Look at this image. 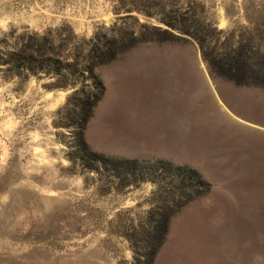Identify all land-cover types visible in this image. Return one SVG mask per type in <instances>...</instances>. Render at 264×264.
Masks as SVG:
<instances>
[{
	"label": "rangeland",
	"instance_id": "obj_1",
	"mask_svg": "<svg viewBox=\"0 0 264 264\" xmlns=\"http://www.w3.org/2000/svg\"><path fill=\"white\" fill-rule=\"evenodd\" d=\"M162 20L264 57V0H0V37L59 28L116 52L81 144L73 88L0 78V264H130L125 236L178 180L199 195L171 205L153 264H264V87L211 78L196 41L151 29Z\"/></svg>",
	"mask_w": 264,
	"mask_h": 264
},
{
	"label": "trees",
	"instance_id": "obj_2",
	"mask_svg": "<svg viewBox=\"0 0 264 264\" xmlns=\"http://www.w3.org/2000/svg\"><path fill=\"white\" fill-rule=\"evenodd\" d=\"M162 23L166 28L151 27V29L168 38L196 41L211 78L224 77L237 85L247 83L249 79L251 82L257 81L252 82L253 84L264 87V57L259 66L248 63V59L242 61L241 54L227 58L205 45L201 38L189 30V27H178L167 20H162ZM60 30L47 29L38 33L27 29L21 32L11 29L4 33L0 37V78L3 81L23 84L31 77L36 79L44 77L49 80L44 84L46 89L73 88L64 108L78 112L79 118L74 124L78 129L75 140L81 144L83 143L81 131L86 117L104 93V87L95 75V70L110 62L116 52L112 48L113 43L101 45L94 41V38L76 41L72 30L66 35L60 33ZM142 35L143 33L132 29L126 36L122 35L117 40L121 45L130 44L139 40ZM86 81H91L92 85H86ZM76 84H79V87L76 88ZM83 146L85 147L84 144ZM119 163L124 165L128 161H119ZM125 172L118 173V177H122ZM140 181H143V178L137 180ZM200 184L208 187L207 183L200 182ZM174 192L172 199L167 202L170 203L168 206L160 203L146 213V219L140 223L138 230L131 228V237H134V240L133 238L131 240L130 236H125L132 251L130 264H153L154 256L164 240L170 217L174 212L171 205L180 206L199 195L183 180L176 182Z\"/></svg>",
	"mask_w": 264,
	"mask_h": 264
}]
</instances>
